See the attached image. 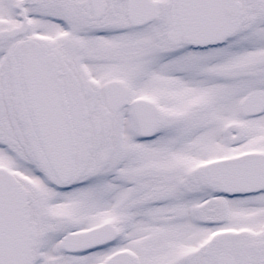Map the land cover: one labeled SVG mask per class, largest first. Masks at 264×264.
Listing matches in <instances>:
<instances>
[{"label":"snow or ice","instance_id":"snow-or-ice-1","mask_svg":"<svg viewBox=\"0 0 264 264\" xmlns=\"http://www.w3.org/2000/svg\"><path fill=\"white\" fill-rule=\"evenodd\" d=\"M0 264H264V0H0Z\"/></svg>","mask_w":264,"mask_h":264}]
</instances>
